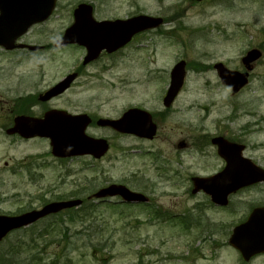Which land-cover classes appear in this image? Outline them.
I'll return each instance as SVG.
<instances>
[{
  "label": "rangeland",
  "instance_id": "obj_1",
  "mask_svg": "<svg viewBox=\"0 0 264 264\" xmlns=\"http://www.w3.org/2000/svg\"><path fill=\"white\" fill-rule=\"evenodd\" d=\"M82 2L93 6L96 20L146 14L165 24L82 67V48L52 47ZM21 42L51 48L35 54L0 48V215L81 199L111 183L146 195L150 203L124 206L118 197L109 198L94 202L95 214L83 222L45 218L2 241L4 264H264V255L243 262L227 243L232 228L264 205V184L238 191L224 208L191 193V177L214 174L224 165L210 144L214 136L244 143L243 155L264 168V0H57L51 19ZM252 48L263 56L249 83L231 95L213 64L243 71L240 59ZM179 60L186 62L184 86L163 113L161 98ZM78 69L81 77L47 106L112 118L142 107L153 114L156 138L97 131L111 139L100 160H58L47 140L5 134L14 115L38 114L40 106L30 110L35 103L45 105L37 96ZM184 214L194 223L179 226Z\"/></svg>",
  "mask_w": 264,
  "mask_h": 264
},
{
  "label": "water",
  "instance_id": "obj_2",
  "mask_svg": "<svg viewBox=\"0 0 264 264\" xmlns=\"http://www.w3.org/2000/svg\"><path fill=\"white\" fill-rule=\"evenodd\" d=\"M201 1V0H196ZM55 5V0H0V46L6 49L14 48L15 40L24 34L27 29L47 18ZM75 22L66 30L63 38L56 46L66 43H78L86 46L88 56L85 61L94 59L104 48L113 51L140 31L158 26L161 19L139 16L127 21L97 23L91 18V8L79 5L74 12ZM29 49L36 47L29 46ZM261 53L250 50L242 58L247 70H251V63L257 60ZM183 61L174 66L171 71L170 86L164 98V105L169 106L182 86L184 78ZM215 69L225 85L238 92L247 83V73L227 70L222 64H216ZM74 76H69L53 90L46 93L42 99L61 93L66 89ZM80 118V119H78ZM82 117H72L63 113L48 112L43 119L17 117L15 125L7 133H18L23 137H47L50 140L51 152L56 157H69L73 155L90 154L96 158L101 157L108 146L105 141L92 140L84 135L87 120ZM121 133H130L140 137H152L155 126L151 123L149 114L144 111L129 110L117 121H103ZM212 143L218 146V154L227 162L225 169L210 178L193 179L194 190H202L211 196V200L218 205L227 204V196L243 185L264 181V171L254 169L241 158L242 146L228 143L223 138H215ZM244 160V161H243ZM237 171L246 176L235 177ZM234 173V175H233ZM107 196H120L126 202H146L147 199L140 193L132 192L123 185L111 184L98 190L92 195L94 198ZM81 200H67L52 202L39 210H32L17 216L0 215V241L14 229L28 226L40 218L63 209L77 207ZM229 244L236 248L243 259L258 253H264V208L254 209L248 220L234 228L229 238Z\"/></svg>",
  "mask_w": 264,
  "mask_h": 264
},
{
  "label": "flooded vegetation",
  "instance_id": "obj_3",
  "mask_svg": "<svg viewBox=\"0 0 264 264\" xmlns=\"http://www.w3.org/2000/svg\"><path fill=\"white\" fill-rule=\"evenodd\" d=\"M50 19V18H49ZM49 19H47L45 22H47ZM73 21H74V19H73V14H72V22H71V24L73 23ZM45 22H43V23H41V24H39V25H42V24H44ZM70 24V25H71ZM38 25V26H39ZM69 25V26H70ZM68 26V27H69ZM67 28V27H66ZM65 28V29H66ZM137 36H139V35H136V36H134L133 37V39H135ZM57 40V39H56ZM55 40V41H56ZM54 41V42H55ZM39 46H41V48H40V50H38V51H36V52H40V51H44V50H49L50 48H51V46L49 45V44H47V45H39ZM70 46V45H69ZM123 49V48H122ZM122 49H119L118 51H115V52H113V53H108L107 51H103L102 52V54L100 53L99 54V56H98V58H100L101 56H103V55H108V56H113L114 54H116V53H119ZM22 51H25V52H28V53H36V52H30V51H27L26 49H22ZM85 66H87L86 64H82V67H85ZM81 68V67H80ZM75 73H76V75H77V79L78 78H80L81 77V75H82V73H81V70L80 69H78L77 71H74ZM62 95H59V96H57V97H55V98H53V99H51L50 101H48V102H46L45 103V105L43 106V105H39V104H36L35 103V105H33V106H31L30 107V110L31 109H33V108H35V107H37V106H40L39 108H40V112L38 113V114H31L30 112H29V114H27V115H30V116H33V117H42L43 116V114L46 112V111H48V110H51V109H56V110H64V111H66L67 113H70V114H87V113H85V112H76L75 110H71L70 111V109L68 108V107H66V108H57V107H54V106H47L48 105V103L49 102H52V101H54V100H57L58 98H60ZM38 97V96H37ZM88 115V117H89V123H88V125L86 126V129H85V131H86V133L90 136H94V137H97V138H105L106 140L107 139H109V137L107 138L106 136H104L105 134H103V133H101V134H99V133H97V131H102V132H110L112 135L113 134H115V132L111 129V128H109V127H106V126H99L98 125V120L100 119V118H111V117H106V116H100V115H98V114H94V113H92V114H87ZM15 116V115H14ZM13 116V117H14ZM12 120H13V118H12ZM12 125V122H11V124H10V126ZM91 130H93V132L91 133L90 131ZM14 137H16V138H19V137H17V136H14ZM20 139V138H19Z\"/></svg>",
  "mask_w": 264,
  "mask_h": 264
},
{
  "label": "trees",
  "instance_id": "obj_4",
  "mask_svg": "<svg viewBox=\"0 0 264 264\" xmlns=\"http://www.w3.org/2000/svg\"><path fill=\"white\" fill-rule=\"evenodd\" d=\"M96 206L91 201H87L84 199L82 205L78 209H70L65 211L66 220L69 224L72 225L73 222L80 221L83 222L96 212ZM116 206L110 205L108 208H114ZM156 211V210H155ZM157 212V211H156ZM0 264H4V259L0 257Z\"/></svg>",
  "mask_w": 264,
  "mask_h": 264
}]
</instances>
